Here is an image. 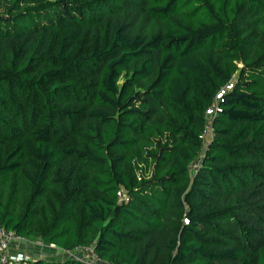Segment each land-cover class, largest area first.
I'll return each instance as SVG.
<instances>
[{
	"label": "trees",
	"instance_id": "obj_1",
	"mask_svg": "<svg viewBox=\"0 0 264 264\" xmlns=\"http://www.w3.org/2000/svg\"><path fill=\"white\" fill-rule=\"evenodd\" d=\"M0 229L66 252L28 264H264V0H0Z\"/></svg>",
	"mask_w": 264,
	"mask_h": 264
},
{
	"label": "built area",
	"instance_id": "obj_2",
	"mask_svg": "<svg viewBox=\"0 0 264 264\" xmlns=\"http://www.w3.org/2000/svg\"><path fill=\"white\" fill-rule=\"evenodd\" d=\"M221 96V94L218 95V98ZM207 114L211 117L214 114V109L211 108L207 111ZM212 134L211 127H208V130L205 131L202 135L203 139L208 138V135ZM199 163L192 166L193 173L196 174L198 169ZM121 199L124 200V195L121 194ZM23 242L18 237H16L13 233H10L8 231H4L3 229H0V264H28V262L31 260L30 256L22 253L17 252L14 254H11L10 249L13 245H16V243ZM83 251H86L88 253L87 258H83L90 264H95L98 262V258L94 256V252L92 249H83Z\"/></svg>",
	"mask_w": 264,
	"mask_h": 264
},
{
	"label": "rangeland",
	"instance_id": "obj_3",
	"mask_svg": "<svg viewBox=\"0 0 264 264\" xmlns=\"http://www.w3.org/2000/svg\"><path fill=\"white\" fill-rule=\"evenodd\" d=\"M23 247L26 250L21 251V248H23ZM34 247H35V252H31L34 250ZM54 250H56V251H54ZM10 252H11V254H14L17 252H22V253L30 256V258H32V259L35 257L33 255H39L40 258H46L49 261H52L54 259H64L65 253H66V252H63V251L56 249L54 246H47L42 241L34 242L33 245H26L23 242L16 243V245L12 246V248L10 249ZM81 252L84 253V251H81Z\"/></svg>",
	"mask_w": 264,
	"mask_h": 264
}]
</instances>
